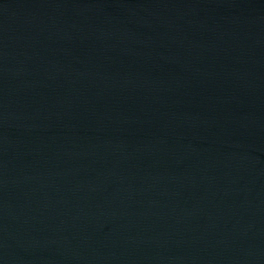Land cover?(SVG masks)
I'll list each match as a JSON object with an SVG mask.
<instances>
[{
  "label": "water",
  "instance_id": "1",
  "mask_svg": "<svg viewBox=\"0 0 264 264\" xmlns=\"http://www.w3.org/2000/svg\"><path fill=\"white\" fill-rule=\"evenodd\" d=\"M0 264H264V0H0Z\"/></svg>",
  "mask_w": 264,
  "mask_h": 264
}]
</instances>
